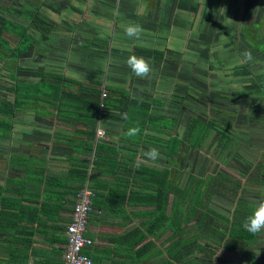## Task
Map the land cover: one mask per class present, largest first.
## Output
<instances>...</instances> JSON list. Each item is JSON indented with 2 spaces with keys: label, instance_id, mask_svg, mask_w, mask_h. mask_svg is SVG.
<instances>
[{
  "label": "crops",
  "instance_id": "obj_1",
  "mask_svg": "<svg viewBox=\"0 0 264 264\" xmlns=\"http://www.w3.org/2000/svg\"><path fill=\"white\" fill-rule=\"evenodd\" d=\"M20 2L14 1L18 10L25 3L24 0ZM30 2L54 22L47 42L58 39L65 46L62 64H54L59 56L52 51L43 54L47 63L33 66L35 72L44 68L47 81L52 80V84L55 75L61 76L66 88L98 87L102 91L106 89L98 83L103 84L104 77H117L127 72L128 76L139 80H135L134 88L149 95L148 79L141 80L124 65L130 55L149 60L153 67L150 77H160L162 73L171 75L180 71L183 59L191 62L202 50L206 51V73L228 75L247 69L248 74L264 77V49H260L264 46V0ZM129 23L142 27L139 39L125 35L124 27ZM236 48L237 57L229 60ZM244 51L252 54L251 60ZM252 61L257 65L252 66ZM191 63L194 64L190 65L193 72L196 66ZM94 74L99 75L97 81L90 78L96 76ZM37 83L31 84L37 86ZM65 105L70 108L68 102ZM166 106L173 107L168 102ZM38 107L34 110L30 107L29 120L18 122L21 127L13 128L12 134L0 133V146L3 147L0 150V264H63L65 229L76 196L85 186L93 192L85 233L91 245L84 249L92 264H183L181 260H171L176 253V233L172 241L171 231H165L166 224L159 226L161 221L153 206L146 205L148 201L138 195L148 187V176L135 173L138 162L142 169L157 173L167 170L169 181L179 190L189 188V199L179 203V209L186 210L195 195L203 211L217 205L228 212L232 210L231 204L208 198L206 189H202L197 180L193 184L191 181L182 184L181 173L175 172L174 160L169 166H163L159 159L155 162L141 160L142 153L150 148L141 147L134 153V142L139 135H127L132 128L127 118H99L92 128L90 117L72 119L67 117V112L56 116L53 106H41V111ZM151 112L164 114L154 107ZM162 118V123L165 120L177 125L169 135L181 141L177 131L184 125L172 114ZM146 135L148 142L157 139L156 143L163 145L170 138L154 131ZM96 151L100 155L98 159ZM258 203L260 201L254 200V206L245 207L252 213ZM237 205L233 206L234 210ZM228 214L218 215L231 220L232 215ZM198 221L199 216L186 227L199 233ZM214 227L222 231L220 222ZM153 230H156L154 235L151 234ZM214 256V261L205 263L201 260L203 254L196 250L192 259L184 264H264V231L244 245L217 243Z\"/></svg>",
  "mask_w": 264,
  "mask_h": 264
},
{
  "label": "flooded vegetation",
  "instance_id": "obj_2",
  "mask_svg": "<svg viewBox=\"0 0 264 264\" xmlns=\"http://www.w3.org/2000/svg\"><path fill=\"white\" fill-rule=\"evenodd\" d=\"M14 1L0 0V16L12 22L23 23L21 19H18V7ZM17 1L20 2V0ZM24 2L23 6L28 4L32 7L31 2L25 0ZM1 27H4V23L0 21ZM10 33L12 34V32ZM11 34H7V32L1 34L0 30V40L2 37H9ZM9 39L11 44L17 42L14 37H9ZM47 41L40 42L29 58L13 60L2 53L3 49H0V59H4L0 61V100L10 98L6 88L11 87L17 79L21 78V69L24 68L33 72L35 69L33 66L38 65V63H47L43 58L46 56L43 55L44 52L51 53L53 51L59 56L54 64L63 63L65 46L58 39H54L53 43L56 47L53 48V43ZM237 52L238 48H236ZM204 54L206 51L198 52L197 56L193 58L194 60L191 61L196 66V70L193 72L190 65L193 67L194 64L183 59L180 71H174L171 75L162 73L160 77L147 78L149 87L146 89L149 95L140 88H134L137 84L135 80L136 82L139 80L128 76L127 72L121 73V76L117 77H104L103 84L98 83V86L110 88L109 85L114 84L120 86L118 88H132L133 95L136 94L146 99L150 98L149 101L151 102L152 100L157 101L152 103V108L164 112L162 114L165 116L172 114L177 117L176 121L184 125V128L181 129L184 130L182 133L181 130L177 131V135H181L179 137L181 138L180 148L172 157L160 153V157L164 158H159L162 165L169 166V162L172 163L174 160L177 167L175 172L181 173L180 182L182 184L189 181L193 184L197 180L199 186L206 189L207 195H211V200L215 198L224 204L232 205L230 212L219 205L217 206L220 208L211 207L214 213L220 215L229 213L228 216H233V206L239 204L243 209L244 217L246 214H250L246 212L245 206H254V200L264 201V97L255 92L247 93L245 88L247 83L251 82L264 85V77L257 76L252 72L248 75L238 73L213 76V73L204 71L206 68ZM231 54L234 53L231 52ZM203 60H205L204 63ZM167 64L170 63L167 62ZM94 75L96 76H90V78L97 81L99 75ZM15 77H17L16 80ZM209 80L212 81L211 84L207 83ZM31 82L36 84L38 77H32ZM234 82L236 85H231ZM127 84H129L128 87ZM167 102L173 107H167ZM39 111H41L40 107ZM28 120L29 116L17 114L13 118V128H20L18 122H27ZM193 121L194 126L203 124L209 128L208 131L201 134L192 133L190 136L186 130ZM211 125L213 126L211 127ZM173 129L175 131L177 125L174 124ZM217 131L220 132L223 139L217 136ZM12 133L13 130L10 134ZM17 134H19L18 130ZM187 137L189 140L199 139V142L195 146L188 143V146H184L182 140ZM226 141L227 144H225ZM1 148L3 147L0 146V150ZM247 167L249 173L246 174L245 168ZM214 179L221 181V183L218 181L213 183ZM182 190L185 191L187 188Z\"/></svg>",
  "mask_w": 264,
  "mask_h": 264
},
{
  "label": "trees",
  "instance_id": "obj_3",
  "mask_svg": "<svg viewBox=\"0 0 264 264\" xmlns=\"http://www.w3.org/2000/svg\"><path fill=\"white\" fill-rule=\"evenodd\" d=\"M17 14L18 19H21L23 23L12 22L3 16H0V21L4 23V27L0 28L1 34L3 32L11 34L10 32H12L9 37H14L17 40L15 44H11L9 43L10 39L8 36L5 38L2 37L0 49L2 50V46L5 45L6 49L5 51L2 50V53L10 58H29L40 42H46L48 40L49 35L53 31L54 22L42 13L39 8H34L33 6L29 10L21 8V10H17ZM242 72L245 75H248L247 69H243ZM20 74L21 78L16 80L17 77H15L16 82L14 85L6 88V91L8 92L7 94L10 95V98L0 100V116L4 118V115H6L10 119H0V128L2 130L4 129L7 135L13 130V118L16 117L17 114L27 115L31 110L30 107H33L34 104L41 103L40 100H42L43 102L39 107L42 105L44 107L46 103L53 104L51 106L54 107L53 109L56 111V114L54 115L56 116H62L65 112L73 114L75 110L76 118L78 116L92 118V128L95 127L97 119L99 118H127L129 124H131L130 127L138 126L140 128L139 136L136 135L138 138L136 137L134 142L136 146L134 149L135 154L138 152L137 149L141 147L146 149L155 147L160 153L163 151L165 154L172 157L180 148L179 145L181 144V141H179L176 136L170 137L169 135L173 130L174 124L169 121L159 123L163 120V115L151 112L152 103L157 101L152 100L151 102L139 95H133L131 92L132 88H109L116 90L117 92L113 93L107 91L106 98L102 100V107H100L101 88H80L79 90H77V88H65L62 85L63 79L61 76L55 75L52 76V84V80L47 81L44 68H41L39 72H32L23 68L21 69ZM35 74L38 75L37 86L31 84L32 77H35ZM245 88L247 89V93L255 92L264 97L263 84L251 82ZM105 89L107 90V88ZM135 91L137 90L135 89ZM42 97H45V101ZM65 102L70 104V108L67 107L68 105H65ZM71 109L73 112H71ZM212 126L213 125H211V127ZM208 129L209 128L203 124L201 126H194L193 121L188 130H186V133L191 136L192 133L201 134L207 132ZM148 131L164 133L170 138L165 142V145L156 143L157 139H155V142L154 140L153 142H148L146 135ZM217 133V136L223 139L220 132L217 131ZM188 137L182 140L184 146H188L187 143L191 146H195L196 143L199 142V139L189 140ZM225 144H227V141ZM96 153L98 159L99 153L97 151ZM136 165L137 164H135L134 167L136 175L148 176V180L146 181L148 186L147 189H145V192L142 195L139 193L138 195L148 201V203H145L146 205L153 206L155 213L158 215V219L161 221L159 226L166 224L165 231H171L172 241L176 233V239L178 240L175 242L176 253L174 255L175 257H171L172 261L181 260L184 264L189 259H192L196 250H199V252L203 254L201 260L205 263L210 262L212 260L211 258L217 252V243L224 242L226 245L238 246L247 244L253 240L254 235L242 228V224L250 214H246V216L243 217V209L241 205H237L231 220H226L222 216L206 209L205 207L204 209L206 210L203 211L201 208L202 203H200L199 197L195 198V195H193V198L188 203L186 210L179 209V203L185 202L189 199V188L182 191L174 186L169 181V172L167 170L157 173L153 170L142 169ZM245 173H249L248 167L245 168ZM217 181L218 180L214 179L213 183ZM218 182L221 183V181ZM210 196L211 195H209L208 198H210ZM170 197H172L171 202L169 201ZM169 204H171V206ZM169 209L170 213L168 214ZM246 212L251 213L247 208ZM197 216L200 218L197 227L199 233L192 232L190 228L186 227V225ZM217 222H220L222 225V231H217L215 229L214 225ZM155 231L156 230L151 231V234L154 235ZM202 235L208 236L209 238L202 237ZM211 238L214 240L210 241L209 239Z\"/></svg>",
  "mask_w": 264,
  "mask_h": 264
},
{
  "label": "built area",
  "instance_id": "obj_4",
  "mask_svg": "<svg viewBox=\"0 0 264 264\" xmlns=\"http://www.w3.org/2000/svg\"><path fill=\"white\" fill-rule=\"evenodd\" d=\"M100 107L102 100L106 98V91L102 89L100 94ZM93 192L87 186L82 188L76 196L69 224L65 229L66 246L63 264H92V261L84 254V249L91 245L86 237L89 214L92 211Z\"/></svg>",
  "mask_w": 264,
  "mask_h": 264
},
{
  "label": "clouds",
  "instance_id": "obj_5",
  "mask_svg": "<svg viewBox=\"0 0 264 264\" xmlns=\"http://www.w3.org/2000/svg\"><path fill=\"white\" fill-rule=\"evenodd\" d=\"M125 35L130 39H139L143 29L137 23H129L124 27ZM248 60L252 59V54L250 52L245 53ZM128 67L132 72L141 79H147L153 71L152 64L149 60L145 59L143 56H137L135 54L130 55L126 61ZM140 133V128L138 126L129 129L127 135L136 136ZM160 158V152L157 148L153 147L147 152L142 153L141 160L147 161H157ZM137 167H140L138 162ZM242 228L252 235H257L264 231V201L258 203L252 213L246 218L245 222L242 224ZM219 255V254H218ZM216 255V256H218ZM215 260V256L211 258Z\"/></svg>",
  "mask_w": 264,
  "mask_h": 264
},
{
  "label": "rangeland",
  "instance_id": "obj_6",
  "mask_svg": "<svg viewBox=\"0 0 264 264\" xmlns=\"http://www.w3.org/2000/svg\"><path fill=\"white\" fill-rule=\"evenodd\" d=\"M10 2L12 1V0H9ZM25 1H27V2H30V0H25ZM1 3V2H0ZM33 5H35V3H32ZM4 8V7H3ZM23 9L25 8L26 10H29V9H31V7L27 4V5H25V6H23L22 7ZM2 43V40H0V44ZM45 45H48V44H46L45 43ZM53 45H54V47L53 48H55L56 47V45H55V43H53ZM51 47V46H50ZM2 49L5 51V49H6V47H5V45H3L2 46ZM260 49H264V46H262ZM237 53H234V54H231V56L228 58L229 60L230 59H232V58H234V57H237ZM243 55V54H242ZM245 56V55H244ZM11 59H13V60H15V58L14 57H12ZM4 59L2 58V59H0V61H3ZM218 64H219V62H217ZM251 65L252 66H256L257 65V62L256 61H252V63H251ZM7 67H9V64H7ZM240 73H242V74H244L243 72H240ZM235 75V74H234ZM56 79H58V78H56ZM212 79V78H211ZM213 80V79H212ZM214 81H215V79H214ZM219 81V80H218ZM211 80H209V81H207V83L208 84H211ZM216 83V82H215ZM239 84V83H238ZM215 85V84H214ZM231 85H236V82H234V83H231ZM239 85H241V84H239ZM65 88H66V86H65ZM98 88V87H97ZM106 91V90H105ZM107 91L109 92H113V93H115V92H117L116 90H112V89H109V88H107ZM107 91H106V93H107ZM42 99L45 101V97H42ZM40 102L42 103L43 101L42 100H40ZM41 103H37V104H34L33 105V107H32V109L34 108V107H37V106H40V104ZM111 103V102H110ZM36 105V106H35ZM51 105H53V104H47L46 103V105L44 106V107H50ZM43 106V105H42ZM35 109V108H34ZM71 112H73V110L71 109ZM74 114V115H73ZM73 114H70V113H68V115H67V117L68 118H71L72 117V119H74V118H76L75 117V110H74V112H73ZM38 116H40V115H38ZM0 119L2 120H5V119H9L6 115H4V118H2L1 116H0ZM10 120V119H9ZM12 120V119H11ZM160 123H162V121H160ZM164 123H165V120H164ZM0 133H6V131H4V130H2L1 128H0ZM11 160H14V158L12 157V159ZM199 231V230H198Z\"/></svg>",
  "mask_w": 264,
  "mask_h": 264
}]
</instances>
